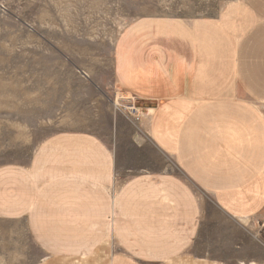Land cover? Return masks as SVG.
Here are the masks:
<instances>
[{
	"label": "crops",
	"instance_id": "1",
	"mask_svg": "<svg viewBox=\"0 0 264 264\" xmlns=\"http://www.w3.org/2000/svg\"><path fill=\"white\" fill-rule=\"evenodd\" d=\"M116 50L161 159L123 166L94 135L60 133L0 171V215L27 223L48 264H206L189 252L210 204L264 212V0L187 23L146 16Z\"/></svg>",
	"mask_w": 264,
	"mask_h": 264
},
{
	"label": "rangeland",
	"instance_id": "2",
	"mask_svg": "<svg viewBox=\"0 0 264 264\" xmlns=\"http://www.w3.org/2000/svg\"><path fill=\"white\" fill-rule=\"evenodd\" d=\"M236 4L0 0V171L30 164L60 133L94 135L121 165L153 168L161 156L149 141L152 107L119 83L118 40L146 16L187 23L218 17ZM121 173L115 172L116 180ZM200 222L189 255L206 258V264H264V212L237 220L210 204ZM47 259L26 222L0 215V264H48Z\"/></svg>",
	"mask_w": 264,
	"mask_h": 264
},
{
	"label": "bare ground",
	"instance_id": "3",
	"mask_svg": "<svg viewBox=\"0 0 264 264\" xmlns=\"http://www.w3.org/2000/svg\"><path fill=\"white\" fill-rule=\"evenodd\" d=\"M2 192V191H1Z\"/></svg>",
	"mask_w": 264,
	"mask_h": 264
}]
</instances>
